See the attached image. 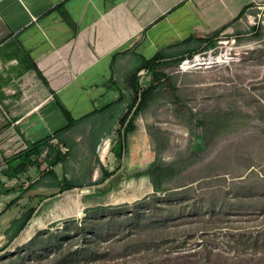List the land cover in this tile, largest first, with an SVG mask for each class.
<instances>
[{
  "label": "crops",
  "instance_id": "0c3cea01",
  "mask_svg": "<svg viewBox=\"0 0 264 264\" xmlns=\"http://www.w3.org/2000/svg\"><path fill=\"white\" fill-rule=\"evenodd\" d=\"M256 5L264 0H0V247L10 223L29 209L34 217L47 205V226L56 208L82 213L151 195L149 178L137 174L156 157L146 121L154 101L136 117L132 105L134 86L142 93L157 80L146 63L155 61L164 75L221 35H242V18ZM57 131L51 144L64 162L52 168L55 176L91 186L59 193L52 179H42V158L8 174L5 162ZM204 143L196 139L194 148ZM117 178L116 189L93 198ZM52 195L59 197L53 205Z\"/></svg>",
  "mask_w": 264,
  "mask_h": 264
},
{
  "label": "rangeland",
  "instance_id": "374dc122",
  "mask_svg": "<svg viewBox=\"0 0 264 264\" xmlns=\"http://www.w3.org/2000/svg\"><path fill=\"white\" fill-rule=\"evenodd\" d=\"M242 22V35L224 34L221 46L215 40L223 53L230 48L225 65L186 73L167 68L146 109L153 151L167 163L191 161L180 175L187 192L176 215L160 202L144 207L162 230L140 236L131 224L114 236L95 223L88 234L74 232V219L64 218L74 211L56 208L48 212L56 218L29 238L38 233L34 244L21 236L0 252V264H264V5L251 7ZM79 217L78 225L84 210ZM83 235L98 245L85 244Z\"/></svg>",
  "mask_w": 264,
  "mask_h": 264
},
{
  "label": "trees",
  "instance_id": "16d2710c",
  "mask_svg": "<svg viewBox=\"0 0 264 264\" xmlns=\"http://www.w3.org/2000/svg\"><path fill=\"white\" fill-rule=\"evenodd\" d=\"M250 30H252V34H256L258 29L251 27ZM215 40L208 45L210 48L215 45ZM154 62L155 61H149L145 66L156 75L157 80L152 82V84H150L142 93H140L141 90L139 85L134 86L135 96L133 97L132 105L134 106L133 113L135 117L143 111L148 102L155 101L159 95V90L163 83L161 80L164 78V75L161 71L156 70V66H152ZM176 63L178 62L176 61ZM61 132L62 131H57L53 135L42 140L34 143H28L25 149L21 150L13 158L5 162V169L8 170V174L15 177L18 173H24L27 166L35 164L39 165L38 159L42 158L41 162L45 163L48 167V169L45 170L42 179H52L55 182L54 186L58 188L59 193L67 190H73L74 188L91 186L90 183L83 184L69 179H61L59 181L55 176L52 168L57 164L64 162V156L61 154L58 146L51 143L54 138H58V135ZM155 154L156 157L154 162L146 169V171L137 174V176L146 175L149 178L153 193L147 198L148 200H152V203H146L147 198H143L133 204H123L119 206H96L85 209V217L79 222V225L77 220L71 221L74 225L72 230L74 232H84V234H88L86 231L92 230L88 229V227L91 224L99 223L100 227L106 226L107 230L112 232L114 231V236L126 234L131 224L137 228L140 236H146L145 234H147L150 230H153L155 233L160 232L158 230H162V226L160 224L153 223V221L151 222V219L147 217L144 207L149 206L155 208V203L160 202L163 203L161 209L165 211L168 216L176 215L179 212L180 197L185 195L187 192V189H182L186 185L179 183L180 175L191 165V161H173L167 163L164 162L157 153ZM95 164H99L98 160H96ZM104 180L105 178L102 177L99 181L103 182ZM121 181V178L115 179L113 186L109 187L103 194H96V192H94L93 198L106 197L112 189H116L118 187ZM58 200L59 197L52 195L51 202L49 204L53 205ZM46 207L47 205H42L34 217L32 216L33 209H29L18 219L13 220L5 232L6 240L1 245L0 252L5 251L12 246L15 240L19 239L24 234V232L31 226L32 221L40 215ZM141 208H143L142 212L138 211ZM89 219H91V221L88 222ZM55 234L61 235L62 233L59 229H57ZM37 235L38 233L28 241L29 245H33L34 242L37 241ZM83 236L84 238L86 237L85 244H95V246L98 245L97 240L93 235H90V237H88V235ZM77 253V250H75L71 252L70 255L74 257Z\"/></svg>",
  "mask_w": 264,
  "mask_h": 264
},
{
  "label": "built area",
  "instance_id": "2783aa9c",
  "mask_svg": "<svg viewBox=\"0 0 264 264\" xmlns=\"http://www.w3.org/2000/svg\"><path fill=\"white\" fill-rule=\"evenodd\" d=\"M256 6H258L259 8L260 5H256ZM223 37L224 35H221L220 37H218L217 44L219 46H221V44L223 43V41H221ZM236 37L237 36L229 37L230 41L232 43H235L237 41ZM228 50L223 53L222 50L220 48L217 49V47H211L207 49H203L202 47H199L193 55L191 56L186 55L178 61L177 72L186 73V72H190V71L201 69V68L209 69L217 65H225V63L218 64V63H211L209 61H215V58L222 54L224 56V54L228 53ZM198 63H201V64L199 65ZM108 145H109V139H105L101 144L100 152L102 153L104 148L107 147Z\"/></svg>",
  "mask_w": 264,
  "mask_h": 264
},
{
  "label": "bare ground",
  "instance_id": "6f19581e",
  "mask_svg": "<svg viewBox=\"0 0 264 264\" xmlns=\"http://www.w3.org/2000/svg\"><path fill=\"white\" fill-rule=\"evenodd\" d=\"M222 60H224V61H222ZM226 61H228V59H227V53L226 54H224V56H223V54L222 55H220V56H218V57H216L215 58V61H209V62H211V63H226ZM199 65L201 64V63H198ZM106 150V149H105ZM44 213V212H43ZM74 213L76 214V215H80L81 214V212H80V209H76L75 211H74ZM40 214V213H39ZM65 214H67V213H65ZM42 215V214H41ZM39 216V215H38ZM51 216V215H50ZM55 216V215H54ZM40 217V216H39ZM67 217V216H66ZM53 219V218H52ZM46 220V218H44L43 216L37 221V222H35V223H33V224H31V226L25 231V233L22 235V237L20 238V241L21 242H23V241H25L26 242V240H28L30 237H31V235L34 233V231H36L37 229H39V228H41L42 226H43V222ZM34 222V221H33ZM45 227V226H44Z\"/></svg>",
  "mask_w": 264,
  "mask_h": 264
},
{
  "label": "water",
  "instance_id": "95a60500",
  "mask_svg": "<svg viewBox=\"0 0 264 264\" xmlns=\"http://www.w3.org/2000/svg\"><path fill=\"white\" fill-rule=\"evenodd\" d=\"M29 240H30V239H29ZM29 240H28V241H29Z\"/></svg>",
  "mask_w": 264,
  "mask_h": 264
}]
</instances>
